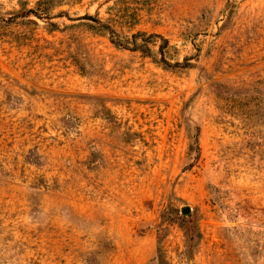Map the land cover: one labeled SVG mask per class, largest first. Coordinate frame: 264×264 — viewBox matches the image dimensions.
<instances>
[{
    "label": "rangeland",
    "instance_id": "rangeland-1",
    "mask_svg": "<svg viewBox=\"0 0 264 264\" xmlns=\"http://www.w3.org/2000/svg\"><path fill=\"white\" fill-rule=\"evenodd\" d=\"M0 264H264V0H0Z\"/></svg>",
    "mask_w": 264,
    "mask_h": 264
},
{
    "label": "trees",
    "instance_id": "trees-1",
    "mask_svg": "<svg viewBox=\"0 0 264 264\" xmlns=\"http://www.w3.org/2000/svg\"><path fill=\"white\" fill-rule=\"evenodd\" d=\"M42 2H44V3H46V2H48V0H41ZM40 5V4H39ZM47 4H43V8H46L47 6H46ZM42 11H44V10H42ZM27 14H32V15H34V16H36V17H39V18H42L41 17V14H39V12L37 11V10H26V14H25V16L27 15ZM46 15H48L47 13H46ZM83 19H90V20H92V18H90V17H88V18H83ZM108 27V26H107ZM108 29H110V28H108ZM139 36H143V37H146V34H136V35H134V38L136 39L137 37H139ZM150 37H154V38H161V39H163L164 40V38H162V36H159V35H156V34H153V35H151ZM165 42H166V40H164ZM135 47L136 48H138V47H140V45L139 44H137V42H135Z\"/></svg>",
    "mask_w": 264,
    "mask_h": 264
},
{
    "label": "water",
    "instance_id": "water-1",
    "mask_svg": "<svg viewBox=\"0 0 264 264\" xmlns=\"http://www.w3.org/2000/svg\"><path fill=\"white\" fill-rule=\"evenodd\" d=\"M191 212L190 208H184L183 214H189Z\"/></svg>",
    "mask_w": 264,
    "mask_h": 264
}]
</instances>
